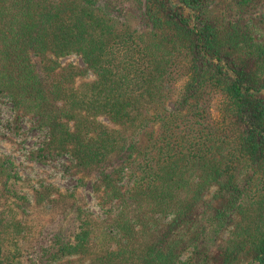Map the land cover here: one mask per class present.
I'll return each mask as SVG.
<instances>
[{
    "label": "trees",
    "instance_id": "obj_1",
    "mask_svg": "<svg viewBox=\"0 0 264 264\" xmlns=\"http://www.w3.org/2000/svg\"><path fill=\"white\" fill-rule=\"evenodd\" d=\"M0 104V264H264V0H0Z\"/></svg>",
    "mask_w": 264,
    "mask_h": 264
},
{
    "label": "rangeland",
    "instance_id": "obj_2",
    "mask_svg": "<svg viewBox=\"0 0 264 264\" xmlns=\"http://www.w3.org/2000/svg\"><path fill=\"white\" fill-rule=\"evenodd\" d=\"M70 60L79 63V59L74 56H67L63 59ZM213 115L217 114L215 111ZM10 115V109L8 104H0V119H7ZM25 129V127H23ZM11 136V135H10ZM39 133L35 131L25 132L23 137H11L12 142L0 140V153L10 154L15 163L18 164V170L22 177L29 178L30 182L33 183L37 179H45L55 185L70 189L74 185V180L63 177L59 172L56 165H42L35 162H25L23 160L22 153L26 150L33 148L39 139ZM80 194L84 197L88 209L94 214L98 213V209L94 205L93 198L90 193V185L86 184L80 188ZM42 221L45 219L42 217ZM87 257L83 258L82 264H86Z\"/></svg>",
    "mask_w": 264,
    "mask_h": 264
}]
</instances>
